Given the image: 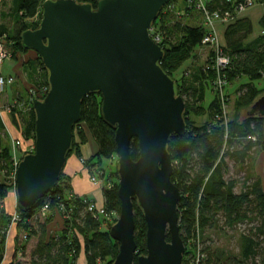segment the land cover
I'll return each mask as SVG.
<instances>
[{
    "label": "trees",
    "instance_id": "trees-1",
    "mask_svg": "<svg viewBox=\"0 0 264 264\" xmlns=\"http://www.w3.org/2000/svg\"><path fill=\"white\" fill-rule=\"evenodd\" d=\"M45 1L14 0V33L10 34L8 29L1 26L3 24L0 25V38L12 54L30 52L22 47V34L38 28L42 13L36 27L30 28L26 21L38 16ZM79 1L81 3L82 0ZM98 1L83 0L94 8ZM176 1L169 4L173 6L171 10H162L152 26L156 34L151 33V36L160 38L158 45L163 49L164 57L159 65L176 81V92L183 98L186 107L187 133L184 137L172 136L168 145L174 164L171 180L181 193L178 213L180 233L185 244L183 262L198 251L201 257L204 256L199 264H264V190L260 178L253 174L252 157L258 151L264 152V115L262 110L259 114L254 112L259 109L254 107L256 102L264 98L260 97L264 92V13L259 24L260 35L252 43H246V40L253 27L238 14V8L248 1L260 5L264 10V0L206 2L210 14L218 13L223 17L228 13L232 18L228 24L221 25L224 27V34L220 48L223 55L229 57L230 64L220 71L215 67L214 49L203 44L208 31L204 12L197 8V0H186L188 6L185 7L177 6ZM3 4L4 0H1L0 8ZM199 49L208 51L204 66L189 75H183L179 82L174 77L175 73L190 58H194ZM29 64L38 68L44 76V85L49 88L48 73L40 58ZM33 69L34 67L32 71ZM190 75L193 76L190 78ZM219 78L225 82L223 91L216 85ZM236 84H239L236 90L238 106L246 108L252 105L248 117L242 121L237 117L230 120L225 114V106H229L230 102V90ZM207 90L213 92L214 100L208 109H204ZM18 98L19 101L15 99L16 103L12 105V124L21 132L22 139L34 143L35 114L32 105L37 99L29 102L26 119L20 104L23 100L21 96ZM15 104L19 106L16 107ZM101 108L100 94H91L83 100L82 119L74 127V141L70 153L82 161L92 177L104 180L106 186H103L102 194L105 212L108 217L113 214L119 216L121 202L118 196L117 164L113 176L110 177L106 174L108 166L106 168L103 165V162L108 163L116 155L115 130L104 121ZM204 116H207V121L201 125L196 120L192 121V117ZM25 119L26 124L18 128ZM5 129L0 115V172L8 176L13 158L11 147L5 144L2 135ZM90 136L98 150L93 159H83L81 146L88 143ZM130 154L133 161L140 157L136 139L130 144ZM24 156L25 154L22 157ZM230 162L233 167L244 169L247 174V180L239 193L237 180L226 177ZM9 193L7 183L0 179V264H6V243L13 225L26 233V240L22 242L25 243L23 246L18 241L10 264H20L16 258L21 250L26 254V243L30 238H36L37 241L28 254L27 264H76L82 252L87 264H113L119 252V244L109 234L114 224L106 230L102 228L104 219L94 217L88 212L89 198L78 197L72 193L70 178L62 174L54 189L38 200L31 210L23 212L16 208L15 214L19 217L17 222H12L14 216L5 208ZM44 207H47V211L41 214ZM58 208L63 211L65 228L60 235L49 237L47 228L55 213H58ZM134 220L137 255H145L146 222L136 202ZM239 225H255L253 228L244 229L238 236L241 242L240 257L229 256L223 251L224 247L216 246L211 238L201 240V234H212L219 239L227 238L228 232L236 231ZM167 241H170L169 235Z\"/></svg>",
    "mask_w": 264,
    "mask_h": 264
},
{
    "label": "water",
    "instance_id": "water-1",
    "mask_svg": "<svg viewBox=\"0 0 264 264\" xmlns=\"http://www.w3.org/2000/svg\"><path fill=\"white\" fill-rule=\"evenodd\" d=\"M173 0H46L22 47L36 53L48 73L49 92L33 102L34 152L14 173L16 207L29 211L64 174L83 100L102 98V117L115 130L120 214L110 228L119 244L113 264H182L181 193L172 182L170 138L187 133L185 102L159 63L163 49L150 31ZM254 107L264 115V98ZM138 140L133 161L130 144ZM134 202L146 222V254L137 255ZM167 235L170 241H167Z\"/></svg>",
    "mask_w": 264,
    "mask_h": 264
},
{
    "label": "rangeland",
    "instance_id": "rangeland-1",
    "mask_svg": "<svg viewBox=\"0 0 264 264\" xmlns=\"http://www.w3.org/2000/svg\"><path fill=\"white\" fill-rule=\"evenodd\" d=\"M205 1V0H203ZM208 1V0H207ZM206 2V1H205ZM177 6L180 7H185L188 6L187 5V1L186 0H177L176 1ZM3 6V7H2ZM1 6L0 8V25L4 26L6 29L9 30V33L13 34L15 31V21H13L12 17H13V10H14V0H4V4ZM255 8H260V5H254L253 7L248 8L245 12L242 13V17H244L246 14H248L251 10H254ZM42 10L40 9V13L38 14V16L35 19L32 20H27L26 23L28 24V26L30 28H34L36 27V25L39 23L40 21V15ZM1 13H2V17H1ZM12 14V15H11ZM198 17V16H197ZM3 19V20H2ZM187 23H189V21H186ZM216 24V29H217V33L218 36L221 34L220 31V24H218L217 22ZM224 26V25H223ZM224 29V28H223ZM222 30V29H221ZM153 33V35H155V31L152 28L150 31V34ZM154 37V36H153ZM156 38V37H154ZM219 40L221 42V38L219 36ZM208 56V51L206 50H198V54L196 53V56L193 58H190V60H188L181 68V70H179V72L175 73L174 77L177 78V80L179 82H181V77L183 75H189V73H193L195 72L198 68H200L201 66H204L206 59ZM39 58V56L30 51V52H15V54H12L11 51H9V54L7 56V58L5 59V61L2 64L1 70L2 68L5 66V64L11 63L14 67H19L20 69V74L17 73V71L15 73V76H3L2 77L5 79V83L2 87V90L0 91V111L1 114L3 116V120L5 123V133L3 132V138L5 141V144L7 146L11 147V153L15 155V158L17 160L21 159L22 160V156L25 154L27 155L28 152L33 153L34 150V143H32L33 141H25L24 139L20 138V139H16V136H21V132L18 131V129L16 127L13 126L12 124V118H11V113H12V107H11V103H16V100L19 101V96H21V100H23L21 104V108L24 112V115L26 119L27 118V108H28V104L29 102L34 99V98H38V97H42V93L44 91V89L46 88L45 81H44V76L39 72L38 68L33 69L32 71V66L29 64V62H31L32 60H35ZM182 72V73H181ZM193 75H190V78ZM12 78V81L9 82L7 81V79ZM16 82V84H15ZM15 84V85H14ZM239 84H236V86H232L231 90H230V102H229V106H225V114H227L228 118L230 120L234 119V118H238L240 121L244 120L245 118L248 117V114L251 112V108L252 105L244 108V107H239L237 102H236V97H237V86ZM7 90H9L7 92ZM264 96V92L260 95V97ZM259 97V98H260ZM258 98V99H259ZM16 99V100H15ZM214 100V95L213 92L211 90H207L206 91V97H205V101L203 104L204 109H208V107L210 106V104L213 102ZM16 107L19 106V104H15ZM9 107V108H8ZM20 108V109H21ZM261 111V109L259 108L258 110L254 111L255 114H259ZM26 119L22 122H20L19 127L21 128L23 127L24 124H26ZM197 121L200 125L203 124L205 121H207V116L204 117H192V121ZM92 136L89 137V140H92L91 138ZM20 142V146L17 147L16 143ZM17 147L16 151L13 150V147ZM14 147V148H15ZM81 149L86 157V159H93V153L90 151L89 145L87 146V144L81 146ZM91 152V153H90ZM96 154V153H95ZM94 154V155H95ZM260 154H264L263 151H258L256 154H253V158L256 159V157H258V155ZM72 153H69L68 158H67V162L68 159L72 156ZM89 157V158H88ZM117 156L115 155L108 163L107 162H103V165H105V167L107 168L106 174L110 176H113L112 173L115 172L116 170V164H117ZM258 164L261 165V167H263V164H261V162L259 160L262 161L261 157L257 159ZM12 166L9 169V174L8 176L5 175V173H1L0 172V179L2 182L7 183L8 188H9V195L5 200V208L6 211L10 214H12L14 217L17 215L15 214V210H16V195H15V183H14V161L12 159ZM80 162L82 163V161L80 160ZM253 162V159H252ZM83 165V163H82ZM259 173L263 175V170L261 171V168L259 169ZM111 174V175H110ZM252 174V173H251ZM90 176V182L92 183V185L98 189L99 191L103 192V186H106V183L104 182L103 179H99V177L94 178L91 175ZM227 178H233L236 179L238 182V187H237V192L239 193L241 191V188L243 186V184H245L246 180H247V174L246 171L244 169L241 168H235L233 167V164L230 162L229 163V169L226 175ZM93 180H95L96 182H94ZM109 186V185H107ZM88 198V197H86ZM90 199V198H89ZM89 204H93L96 207H98V209L100 210V208L103 207V204H100L97 202H95L94 199H90ZM58 214L61 216L62 221L64 222V218L62 216V210L61 208H58L57 210ZM56 214V213H55ZM43 216V215H42ZM40 218V217H39ZM100 218L103 220L104 219V225L102 226L103 229H107L111 224H115L116 221L118 220L119 216L116 214L111 215L110 217H106L100 215ZM54 217L53 220L51 221V223L55 222L54 221ZM13 222V221H12ZM58 225H60V222H58ZM54 226L56 227V224H54ZM255 225H239L236 229V231L234 232H228L229 236H227V238H223V239H219L217 237H215L212 234H208L207 236H205L204 234H201V240H205L206 238H211L212 240L215 241V245L216 246H221L224 247L222 248L223 251L225 253H227L229 256H235V257H240V245L241 242L239 240V234L244 230V229H248V228H253ZM65 228V224L63 223V228L62 230ZM58 231L55 234H52L53 237L60 235V232ZM17 231L16 226H12L10 228L9 234H8V238H7V246H6V255H5V263L6 264H10L12 261V257L15 253V248H11L9 249L8 252V239H9V235L10 233H14ZM26 235L25 232H23V235L21 237V244L22 246L25 245V243H22L23 241L25 242L26 238H24V236ZM51 235V236H52ZM81 240V239H80ZM37 239L36 238H30L27 243V249L26 250V254L22 253V250L19 252L18 254V258H16L20 264H27L28 262V254L30 252V247L32 246V244L35 242L36 244ZM12 246V245H11ZM191 248V247H189ZM84 253L77 259L76 264H87L85 257H84ZM185 256V254H184ZM187 258V257H185ZM104 264V263H102Z\"/></svg>",
    "mask_w": 264,
    "mask_h": 264
},
{
    "label": "crops",
    "instance_id": "crops-1",
    "mask_svg": "<svg viewBox=\"0 0 264 264\" xmlns=\"http://www.w3.org/2000/svg\"><path fill=\"white\" fill-rule=\"evenodd\" d=\"M0 2H1V0H0ZM263 13H264L263 7L260 6V8H255L254 10H251L248 14H246L243 17V19L250 22L252 27H253L252 33H251V35H249L248 39L246 40V43H252L254 40H256L259 37V35H260V25L259 24H260V20L263 16ZM223 28H224L223 26H220L221 34L219 36L221 38V42L223 41V34H224ZM200 50H203V49H200ZM14 71L15 72L17 71V73L20 74L19 67H14L11 63L7 62L5 64V66L2 68L1 73L3 76H6V77L14 76L16 78ZM15 84H16V82H15ZM8 91L9 90H7V92ZM20 138H21V136H16V139H20ZM88 145H89L90 151L94 155L97 152L98 147H97V144L94 142L93 138H92V140L88 141L87 146ZM81 152H82L81 154H82L83 159H86L82 149H81ZM260 157H261L262 161L261 160H259V161L261 162V164H263V167H261V165H259V164L257 166V163H258L257 159ZM260 168H261V171L263 170V175L259 173ZM253 174L255 177L260 178L261 183H262V188L264 190V154H260V155H258V157H256V159H254ZM64 175L67 176L68 178H70L72 193L74 195H76L78 197H88L90 199H94L95 202H97V204L100 203V204L104 205V197H103L102 192L99 191L98 189H96L92 185V183L90 182V176H89L90 174H89L88 170L84 168V166L80 162V159H78L77 156L72 155L68 159L67 165L64 169ZM54 218H55L54 219L55 222L50 223L48 228H47V232H48L49 237H51L52 234H55L56 232L61 231L63 228V221L61 219V216L58 213H56L54 215ZM58 222H60V225H58ZM54 224H56V227L54 226ZM22 235H23V232L19 231L18 229L16 232L10 233L9 239H8V252H9V249H11L13 247L16 249L18 241L21 242ZM33 245H35V242L30 247V250L33 247ZM83 253L84 252H82L81 255ZM84 257H85V255H84ZM85 260H86V257H85Z\"/></svg>",
    "mask_w": 264,
    "mask_h": 264
},
{
    "label": "built area",
    "instance_id": "built-area-1",
    "mask_svg": "<svg viewBox=\"0 0 264 264\" xmlns=\"http://www.w3.org/2000/svg\"><path fill=\"white\" fill-rule=\"evenodd\" d=\"M77 1L80 2L79 0H77ZM205 1L207 2V0H205ZM205 1L197 0V2H196L197 8L204 12L205 26H206L207 31H208L207 35L205 36V38L203 40V44L210 45L214 49V51L216 53L215 67L217 68L218 71H220L221 69L222 70L225 69L230 64V59H229V57L223 55V52L220 48L221 45H220V40H219V36L217 33L215 23L217 22L220 25H226L229 22H231L232 18H231V15L228 13L226 15H224L223 17H220V15L218 13L210 14L207 11ZM229 1H232V0H229ZM84 2H83V0L81 1V3H84ZM254 5H255V3L252 1L246 2L245 5H242L238 8V14L242 15L243 12H245L248 8L253 7ZM165 8H167L168 10H171L173 8V6L167 5ZM152 40L157 45H158V43H160V38L158 36L156 38L152 37ZM8 54H9V50H8L5 42L0 38V91L2 90V87L5 83V79L2 77L1 67H2V64L5 61V59L7 58ZM7 81L11 82L12 78L7 79ZM216 85L220 91H223L224 86H225V82L221 78H219L217 80ZM48 92H49V88H45L43 93H42L43 96L41 98L36 97V99L37 100H39V99L43 100L45 98V96L48 94ZM10 105L13 108L12 105H14V103L13 104L11 103ZM0 115L2 116L1 111H0ZM2 118H3V116H2ZM16 145H17V147H19L21 144H20V142L17 141ZM14 147H13V150L16 151L17 147H15V148ZM33 150H34V148H33ZM12 158L14 161V173H15V170L17 169L19 163L21 162V159L17 160L15 158L14 154H12ZM14 173H13V176H14ZM93 181L96 182L95 180H93ZM46 211H47V207H44L41 210V214H44ZM88 212L92 213L94 215V217H100V215H102V214H103V216H107L104 207L100 208V210H99L98 207H96L93 204H88ZM18 220H19V217L17 215L15 217H13V222H17ZM24 238H26V235L24 236ZM198 249L201 251V247L199 245H198ZM203 257L204 256L201 257V254L197 251V253L194 256L188 257L187 260H185V263L182 262V264H199L200 260Z\"/></svg>",
    "mask_w": 264,
    "mask_h": 264
}]
</instances>
